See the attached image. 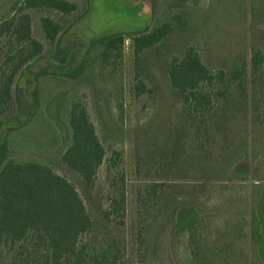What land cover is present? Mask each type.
<instances>
[{"label":"rangeland","instance_id":"obj_1","mask_svg":"<svg viewBox=\"0 0 264 264\" xmlns=\"http://www.w3.org/2000/svg\"><path fill=\"white\" fill-rule=\"evenodd\" d=\"M64 1L74 11L19 10L23 0H0L1 21L28 15L32 36L47 56L19 79V98L15 88L14 105L0 115L9 156L49 166L66 178L98 222L97 235L123 173L125 227H111V233L125 236L127 264H256L251 227L255 184H264V80L248 78L247 119L242 106L233 124L228 83L232 101L209 121L187 110L168 66L189 46L215 72L229 75L237 54L250 64L253 29H264V0ZM43 19L58 26L55 41L46 37ZM164 24L172 26L168 36L137 53L136 37ZM119 34L123 43L109 45ZM9 41L0 36V63ZM34 98L35 117L22 127ZM75 103L87 109L106 150L91 189L63 161ZM241 141L250 157L262 158L249 179L233 182V152ZM114 152L121 153L115 163ZM0 264H17L2 246Z\"/></svg>","mask_w":264,"mask_h":264},{"label":"trees","instance_id":"obj_2","mask_svg":"<svg viewBox=\"0 0 264 264\" xmlns=\"http://www.w3.org/2000/svg\"><path fill=\"white\" fill-rule=\"evenodd\" d=\"M29 8H50L70 13L75 6L64 0H23L19 6V10ZM256 10L254 8V18L258 17ZM42 26L46 37L55 41L58 26L49 19H43ZM171 31L170 24L150 32L144 31L136 37L135 51L138 53L161 42ZM2 35L13 41H9L5 59L0 63V115L12 108L14 89L16 97L21 89L19 79L44 57L42 44L32 36L28 15L18 20L14 17L0 19ZM253 35L250 64L237 54L229 75L223 70L215 72L209 69L193 46L170 61V83L188 111L213 121L214 117L224 112V103L232 101L228 93L233 83V124L239 119L236 115L242 106H245V111H241L242 119H247L250 104L248 78L264 80V29H253ZM113 37L109 45L116 40L123 43V35ZM6 68H9L8 71H5ZM136 88L141 93L143 84H138ZM33 101L34 106L27 110L26 121L20 123L22 127L35 117L38 101L35 98ZM253 112L254 108L250 116L255 114ZM70 124L71 144L63 154V161L91 189L104 164L106 150L87 109L80 104L73 105ZM0 137V246L15 254L17 264H127L125 236L123 233H111V227H125V175L121 174L123 184L117 187L116 195L110 199L109 209L103 213L104 230L97 235L95 229L99 224L94 221L77 189L49 166L33 161L18 162L11 158L8 136ZM246 143L241 141L233 152V182L249 179L256 161L262 158L260 155L250 157L246 152ZM112 156L115 163L121 153L114 152ZM255 185L251 227L253 253L255 263L264 264V184Z\"/></svg>","mask_w":264,"mask_h":264},{"label":"crops","instance_id":"obj_3","mask_svg":"<svg viewBox=\"0 0 264 264\" xmlns=\"http://www.w3.org/2000/svg\"><path fill=\"white\" fill-rule=\"evenodd\" d=\"M46 58H47V56L45 55L41 60L46 59ZM26 92H27V91H26ZM29 98H30V97H29ZM31 101H32V100H31ZM13 105H14V103H13ZM13 105H12V106H13ZM26 117H27V116H26V114H25V119H24V121H23L22 123H24V122L26 121Z\"/></svg>","mask_w":264,"mask_h":264}]
</instances>
